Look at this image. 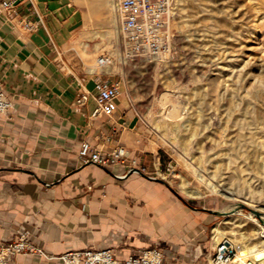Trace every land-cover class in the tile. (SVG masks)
<instances>
[{
    "label": "crops",
    "instance_id": "0c3cea01",
    "mask_svg": "<svg viewBox=\"0 0 264 264\" xmlns=\"http://www.w3.org/2000/svg\"><path fill=\"white\" fill-rule=\"evenodd\" d=\"M35 2L45 19L32 33L13 21L31 17L29 0L12 13L0 7V86L14 104L0 113V245L27 233L44 252L20 253L16 264H66L61 255L87 248L126 259L153 247L165 264H212L209 213L186 206L167 184L122 177L124 166L110 174L82 162L84 142L103 153L123 145L151 171L156 154L145 151L140 121L121 96L112 117H93V99L75 105L77 78L92 91L97 75L115 79L87 64L74 0Z\"/></svg>",
    "mask_w": 264,
    "mask_h": 264
},
{
    "label": "rangeland",
    "instance_id": "374dc122",
    "mask_svg": "<svg viewBox=\"0 0 264 264\" xmlns=\"http://www.w3.org/2000/svg\"><path fill=\"white\" fill-rule=\"evenodd\" d=\"M74 1L81 8L84 18L81 50L83 51V46L87 45L86 51L92 55L87 57V64L90 63L97 68V71H100L97 66L98 58L103 54L112 57V64L103 70L121 82V97L127 108L140 121L144 149L146 152L156 154V160L152 161L154 169L151 171L147 166L142 165L145 167L144 173L162 179L190 205L198 208L204 207L218 211L233 204L245 205L246 208L230 209L226 215L209 213L211 216L209 229L211 253L224 238L231 241L237 249L244 244L257 245L261 240L259 237L261 223L251 210H257L264 214V209L261 208L264 206V196L257 193V190L264 188V168L257 161H251L250 164L243 161L228 163L226 159H222V150L224 152L225 148H228L226 142L236 139L237 135L235 132L226 134L224 127L222 128L225 124L220 122L219 125L220 119L224 121L225 115L228 113L232 121L237 119L241 125L243 124L244 133L252 137L253 141L257 144L264 142V100H262L264 77L261 76V79L259 76V79L262 80L261 84L258 80L261 87L257 85V80H250V83L246 82L244 85L240 82L235 84L233 86L235 92L232 99H228L229 103L224 102L221 97L223 78L221 66L225 54L223 35H227L230 50L232 49L231 53H233L237 49V41L239 42L241 35L245 33L244 25L252 23L253 17L250 14L252 12L248 0H225L226 2L223 0H175L169 51L156 57H146L148 61L144 60V57H126V62H122L123 56H126L124 55V45L121 42L117 45L114 38L106 35L107 28L105 23H102V19H99L100 24L97 22L94 28L90 29L88 5L85 4V0ZM241 19H244L245 24ZM210 21H213L215 30L212 33H207L204 28ZM88 29L91 31L89 30V33L85 34ZM95 32L99 34L96 36ZM260 51L261 53H259ZM257 53L264 55L263 48L258 49ZM165 95L167 99H164ZM256 95L259 96L258 100ZM243 96L246 97L243 98ZM248 99H254L253 102L257 104L254 107L251 104L248 105ZM235 101L237 102L234 103ZM238 102H242V105ZM234 104L240 106L235 107ZM174 105L179 106L181 116L170 115ZM243 105L246 107L243 108ZM237 108L241 109H239L240 112ZM182 116L185 119L181 118ZM205 125L207 127L204 137L208 142L204 143L199 142V134H195L193 128H203ZM187 126L190 127L186 130ZM200 129L198 130L202 133ZM200 149H203V152ZM238 163H241L240 166ZM183 181L198 189L201 195L191 196L186 193L181 186ZM206 183L214 184L223 191L208 192L205 187ZM228 192H234L232 193L234 195L232 196ZM250 196H253L251 200ZM249 201L252 205L249 204ZM218 223L223 231V237L221 236L222 239L220 238L217 242L214 238V226Z\"/></svg>",
    "mask_w": 264,
    "mask_h": 264
},
{
    "label": "built area",
    "instance_id": "2783aa9c",
    "mask_svg": "<svg viewBox=\"0 0 264 264\" xmlns=\"http://www.w3.org/2000/svg\"><path fill=\"white\" fill-rule=\"evenodd\" d=\"M21 0H0L3 11L12 13ZM33 11L31 17L18 18L16 21L26 32L32 33L44 25V15L36 6L35 0H29ZM175 0H117L120 32L124 41V53L130 57H156L170 49V31L173 20ZM113 62L110 55H101L97 66L103 70ZM122 94L121 82L108 80L99 75L94 78L93 91L86 87L84 78H77L76 106L85 105L90 99L95 101L93 117H112L118 109V99ZM13 101L0 86V113L13 109ZM83 163H94L108 168L124 166L127 171L137 168L144 173L145 167L137 156L123 145H116L111 150L101 152L84 142L79 150ZM264 234V225L260 224ZM25 251L44 255L41 248L34 246L27 233H22L16 240L0 245V264H16L12 258ZM212 264H232L238 260V251L228 239L221 240L213 249ZM66 264H165V256L158 247L142 251L138 257L119 259L110 248H87L67 252L60 257Z\"/></svg>",
    "mask_w": 264,
    "mask_h": 264
},
{
    "label": "bare ground",
    "instance_id": "6f19581e",
    "mask_svg": "<svg viewBox=\"0 0 264 264\" xmlns=\"http://www.w3.org/2000/svg\"><path fill=\"white\" fill-rule=\"evenodd\" d=\"M208 1V0H207ZM225 1V0H223ZM85 4L88 5L89 8V19H88V25L90 26L89 28L91 29V27L94 28V26L97 24V22L99 23V19H102V23H105L106 25V35L110 38H114L115 41L117 42V45H119L118 43H122V45H124V41L123 38L121 36V32H120V27H119V14L117 11V0H85ZM194 2V1H193ZM226 2V1H225ZM224 2V3H225ZM249 4H250V11L252 13L251 17L252 18V23L249 24H245L244 22V34L241 35L240 37V41L236 43L237 49L233 51V53H231L230 50V45H229V39L226 37L227 35L224 34V57H223V65L221 66L222 69V82H221V97L224 100V102H228V99H230L232 97V95H234L235 89L233 88V86L235 84H238L240 82V84H245L246 82L250 83V80H259V83H262V78L261 76L264 77V55L260 54L258 55L257 50L260 48H263L264 51V0H248ZM230 3V2H229ZM248 4V3H247ZM247 6V5H246ZM246 8V7H245ZM247 9V8H246ZM224 10V9H223ZM205 11V10H204ZM234 11V10H233ZM237 11V10H236ZM209 13V12H207ZM236 13V12H234ZM243 14V13H242ZM250 17V16H249ZM208 19V18H206ZM187 23V22H186ZM248 23V21H247ZM100 24V23H99ZM103 25V24H102ZM86 26V25H85ZM182 26V25H181ZM190 26H192L190 24ZM228 26V25H227ZM180 27V26H179ZM229 27V26H228ZM227 28V27H226ZM85 32L89 33V30ZM183 29V27H182ZM191 29V28H190ZM189 29V30H190ZM205 31H207V33L209 32H213L214 29V23L213 21L210 23H208L207 27L204 28ZM188 30V29H187ZM91 31V30H90ZM191 31V30H190ZM181 32V31H179ZM196 32H198L196 30ZM202 32V31H201ZM199 33V32H198ZM239 33V32H238ZM99 33L95 32V35L97 36ZM240 34V33H239ZM110 42V41H109ZM108 43V42H107ZM82 46V45H81ZM80 46V47H81ZM235 46V47H236ZM79 47V46H78ZM83 53H85L87 55V57L92 56L91 54H88L86 49H87V45L83 46ZM82 53V54H83ZM261 53V51L259 52ZM122 54V53H120ZM124 54V53H123ZM126 55V54H124ZM84 56V55H83ZM122 56V55H121ZM126 56H123V60L122 62H124L126 60ZM95 58V57H94ZM92 58V59H94ZM145 58V57H144ZM147 58H145L144 60H146ZM120 60V59H119ZM120 60V61H121ZM93 61V60H92ZM116 61V60H115ZM143 61V60H142ZM148 61V60H146ZM91 62V61H90ZM126 62V61H125ZM128 62V60H127ZM90 64V63H89ZM95 66V65H94ZM94 69V68H93ZM108 70V69H107ZM106 70V71H107ZM255 72H258V74H255ZM186 74V73H185ZM221 74V73H220ZM259 76L261 79H259ZM264 80V79H263ZM256 83V84H257ZM257 84L260 86V84ZM165 84V83H164ZM264 84V82H263ZM158 85V84H157ZM214 85V84H213ZM164 86V85H163ZM215 86V85H214ZM212 88V86H210ZM239 87V86H238ZM242 87V85H241ZM258 87V86H257ZM264 87V86H263ZM167 88V87H166ZM237 88V87H236ZM245 88V86H244ZM238 89V88H237ZM239 90V89H238ZM211 91V90H210ZM200 93V92H199ZM211 93V92H210ZM249 93V92H247ZM263 96V95H262ZM164 99H167V96H163ZM195 97V95H194ZM192 96V98H194ZM211 97V96H210ZM240 97V96H239ZM246 96H243V98H245ZM248 97V96H247ZM258 97L256 95V98L258 100ZM254 98V97H253ZM261 98V97H260ZM259 98V100H260ZM214 99V98H213ZM232 99V98H231ZM195 100V99H194ZM247 100V99H246ZM249 100V99H248ZM254 100V99H253ZM252 99H250L248 101V105L251 104V106H255L257 103L253 102ZM264 100V97L263 99ZM169 101V100H168ZM196 101V100H195ZM222 101V100H221ZM231 101V100H230ZM242 101V100H241ZM211 102V101H210ZM237 101H235L234 103H236ZM257 102V101H256ZM179 103V102H178ZM201 103V102H200ZM217 103V102H216ZM233 103V102H232ZM240 103V102H238ZM242 103V102H241ZM240 103V104H241ZM244 103V102H243ZM202 104V103H201ZM260 104V103H259ZM210 105V104H209ZM239 104H234L233 106L235 107H239L237 106ZM242 105V104H241ZM249 106V107H251ZM262 106V105H261ZM226 107V106H225ZM246 107L243 105V108ZM264 107V106H263ZM211 108V107H210ZM242 108V109H243ZM238 110L240 108H237ZM182 110V108H181ZM198 110V109H197ZM203 110V109H202ZM241 110V109H240ZM239 110V112H240ZM244 110V109H243ZM247 110V109H246ZM252 110V108H251ZM179 106L178 105H174L173 109L171 110V114L170 115H174L176 116H181L180 112H179ZM254 111V110H253ZM263 111V110H262ZM191 112V111H190ZM223 112V111H222ZM205 113V112H204ZM168 114V113H167ZM215 114V113H214ZM253 114V113H252ZM221 115V114H220ZM223 115H225V113H223ZM264 115V114H263ZM178 116V117H179ZM211 116V115H210ZM219 116V115H218ZM220 117V116H219ZM223 117V116H222ZM246 117V116H245ZM174 118V117H173ZM183 119H185L183 116L181 117ZM199 118V117H198ZM197 118V120H198ZM201 118V117H200ZM179 119V118H178ZM212 119V118H211ZM215 119V118H214ZM244 119V117H243ZM250 119V118H249ZM219 120V119H218ZM252 120V118H251ZM181 121V120H180ZM212 121V120H211ZM179 122V121H176ZM190 122V121H189ZM205 122V121H204ZM220 122H222L223 124H225V126H222V128L224 127V131L226 134H229L231 132H235L237 135L236 139L233 140H229L227 143L228 148H225L224 152L222 150V159H226L229 162H250L251 161H257L259 162L263 168H264V142H258V144L253 141L252 137L248 136L247 133H244V126L243 124L241 125V122L239 120H231L230 115H228V113L225 115L224 121L220 119L219 121V125ZM206 123V122H205ZM160 124V123H159ZM208 124H210L208 122ZM222 124V125H223ZM250 124V123H249ZM248 124V125H249ZM185 125V124H183ZM190 125V123H189ZM215 125V124H214ZM252 125V124H251ZM259 125V124H258ZM261 125V123H260ZM211 126V124H210ZM263 126V125H261ZM160 127V126H159ZM178 127V124H177ZM190 127V126H189ZM188 126L185 128L187 130V128H189ZM194 127V126H193ZM199 127V126H198ZM207 125H205L203 128L199 127V128H193L194 133H198L199 134V142H208V140L206 139L205 136V129H206ZM251 127V126H249ZM257 127V125H256ZM201 128V129H200ZM252 128H254L252 126ZM259 128V127H257ZM264 128V127H263ZM200 129L202 131V133L198 130ZM250 129V128H249ZM185 130V131H186ZM213 130V129H212ZM253 130V129H252ZM263 130V129H262ZM166 131V130H165ZM199 131V132H198ZM256 131V130H255ZM248 133H250L251 131H247ZM264 132V131H263ZM208 133V132H207ZM186 134V133H185ZM193 134V133H192ZM191 134V135H192ZM193 134V135H195ZM209 134V133H208ZM254 134V133H253ZM164 135V134H163ZM210 135V134H209ZM235 135V134H234ZM207 136V135H206ZM255 136V135H253ZM194 137V136H193ZM211 137V135H210ZM228 137V136H227ZM235 137V136H234ZM226 138V137H225ZM258 138V137H257ZM189 139V138H188ZM191 139V137H190ZM255 139V138H254ZM198 140V139H197ZM225 140V139H224ZM262 140V139H261ZM172 141V140H171ZM190 141V140H189ZM227 141V140H226ZM166 142V141H165ZM168 142V141H167ZM170 142V141H169ZM198 142V141H197ZM213 142V141H212ZM203 143V144H204ZM217 143V142H216ZM176 144V142H175ZM183 144V143H182ZM207 146V145H206ZM211 146V144H210ZM195 147V146H194ZM198 147V146H197ZM201 147V145H200ZM203 147V146H202ZM213 147V145H212ZM182 148V147H181ZM199 148V147H198ZM189 149V148H188ZM208 149V148H207ZM206 149V150H207ZM203 149H200V151H202ZM212 150V149H211ZM220 150V149H219ZM178 151V150H177ZM210 151V150H209ZM221 151V150H220ZM203 152V151H202ZM220 155V154H218ZM202 157V156H201ZM214 157V156H213ZM216 157V156H215ZM218 157V156H217ZM198 158V157H197ZM203 158V157H202ZM215 160V159H214ZM186 163V162H185ZM252 163V162H251ZM239 166L241 163H238ZM235 165V164H234ZM233 165V166H234ZM246 165V164H245ZM214 166V165H213ZM229 166V165H228ZM232 166V167H233ZM231 167V168H232ZM250 167V166H249ZM240 168V167H239ZM243 168V167H242ZM248 169V168H247ZM245 170V169H244ZM214 171V170H213ZM233 171V170H232ZM216 173V172H215ZM264 174V172H263ZM215 175V174H214ZM237 175V174H236ZM239 176V174H238ZM242 176V175H240ZM259 176V175H258ZM243 178V177H242ZM245 179V178H243ZM241 179V180H243ZM247 179V178H246ZM261 179V177H260ZM248 180V179H247ZM252 180V179H250ZM245 181V180H244ZM253 181V180H252ZM205 182V181H204ZM250 182V181H249ZM262 182V181H261ZM264 182V180H263ZM211 183V182H210ZM210 183H206L205 187L206 190L208 192H219V191H223L222 189H220L218 186L214 185V184H210ZM238 183V181H237ZM248 183V182H247ZM221 184V183H220ZM260 184V183H259ZM182 189L188 193L191 196H200L201 193L199 192L198 189L191 187L187 182L183 181L182 184ZM248 186V185H247ZM263 186V185H262ZM251 187V186H250ZM258 187V186H257ZM223 188V187H222ZM228 188V187H227ZM252 188V187H251ZM263 188V187H262ZM250 189V188H249ZM248 189V190H249ZM253 189V188H252ZM256 189V187H255ZM225 190V189H224ZM238 190V189H237ZM260 195L264 196V188L261 190H257ZM239 192V191H238ZM254 192V191H252ZM231 194L234 192H230ZM228 192V194H230ZM238 194V193H237ZM249 194V193H248ZM258 194V195H259ZM234 194H232L233 196ZM236 195V194H235ZM257 195V194H256ZM238 196V195H237ZM236 196V197H237ZM247 196V195H246ZM236 197H234L236 199ZM251 198H253V196H250V200ZM231 199V198H230ZM233 199V198H232ZM245 200V199H244ZM250 202V201H249ZM251 204V202L249 203ZM252 205V204H251ZM255 205V204H254ZM254 207V206H253ZM262 209H264V206L261 207ZM261 215L264 216V214L261 212ZM230 218V217H228ZM214 231H215V239L220 240L221 236L223 235V231L218 224H216L214 226ZM259 237L261 238L260 242L255 245V246H251V245H247L244 244L241 247H239L237 249L238 251V260L235 263L232 264H264V234L261 233V230H259ZM234 234V233H233ZM214 235V234H213ZM223 237V236H222ZM222 239V238H221ZM217 244V243H216Z\"/></svg>",
    "mask_w": 264,
    "mask_h": 264
},
{
    "label": "water",
    "instance_id": "95a60500",
    "mask_svg": "<svg viewBox=\"0 0 264 264\" xmlns=\"http://www.w3.org/2000/svg\"><path fill=\"white\" fill-rule=\"evenodd\" d=\"M108 173H110V174H112L111 172H110V170L109 169H107V168H105V167H103ZM139 174V175H141V176H143V177H145L146 179H149V180H152V181H157V182H161V183H163V184H166V182L165 181H163L162 179H159V178H156V177H153V176H149V175H147V174H145V173H143V172H141L139 169H137V168H134V169H131V170H128L127 172H126V174L125 175H123L122 177H128V176H130V175H132V174ZM170 189L172 190V192L186 205V206H188L189 208H191V209H193V210H196V211H198V210H200V211H205V212H207V213H210V214H214V215H226V214H228L229 213V210L230 209H242V208H246L245 207V205H243V204H233V205H230V206H228V207H226V208H224V209H222V210H211V209H206V208H204V207H202V208H198V207H195V206H192V205H190L183 197H181L174 189H172L171 187H170ZM251 212L259 219V221H260V223L262 224V225H264V217L261 215V212H259V211H257V210H251Z\"/></svg>",
    "mask_w": 264,
    "mask_h": 264
}]
</instances>
